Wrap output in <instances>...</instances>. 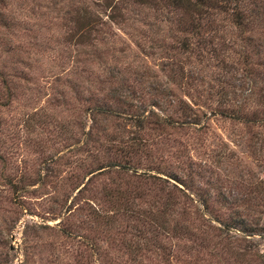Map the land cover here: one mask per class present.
Returning <instances> with one entry per match:
<instances>
[{"label": "rangeland", "instance_id": "374dc122", "mask_svg": "<svg viewBox=\"0 0 264 264\" xmlns=\"http://www.w3.org/2000/svg\"><path fill=\"white\" fill-rule=\"evenodd\" d=\"M214 1L0 0V264H264V9Z\"/></svg>", "mask_w": 264, "mask_h": 264}, {"label": "trees", "instance_id": "16d2710c", "mask_svg": "<svg viewBox=\"0 0 264 264\" xmlns=\"http://www.w3.org/2000/svg\"><path fill=\"white\" fill-rule=\"evenodd\" d=\"M137 2L142 3H151L154 0H135ZM233 1L235 5V9L232 8V13L234 18L232 19L236 24H240L243 22V16L245 17L246 10H242L239 6L240 0H227ZM170 5H173L177 8H181L184 11L192 10L193 12H197L200 15L203 14V9L208 7L209 5L215 2L214 0H167ZM216 4V3H215ZM261 7L264 9V0H261ZM233 7V6H232ZM198 14V15H199Z\"/></svg>", "mask_w": 264, "mask_h": 264}]
</instances>
